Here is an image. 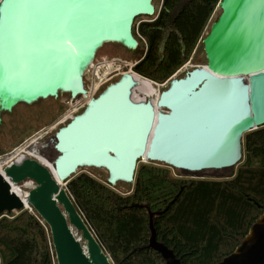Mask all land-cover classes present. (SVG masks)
Returning <instances> with one entry per match:
<instances>
[{"label": "water", "instance_id": "95a60500", "mask_svg": "<svg viewBox=\"0 0 264 264\" xmlns=\"http://www.w3.org/2000/svg\"><path fill=\"white\" fill-rule=\"evenodd\" d=\"M217 7L201 39L204 65L170 78L154 102L133 99L136 82L122 73L40 142L47 164L20 153L3 167L12 185L32 183L23 209L47 226L55 264H113L66 188L78 169H104L110 186L132 183L139 162L182 177L227 178L242 158L244 134L264 125V0ZM154 12L152 0H0V114L18 103L85 95L82 74L97 49L110 42L135 50L133 21ZM23 209L0 178V217ZM149 230L147 246L165 264H180L156 239L152 213ZM215 264H264V212Z\"/></svg>", "mask_w": 264, "mask_h": 264}, {"label": "trees", "instance_id": "16d2710c", "mask_svg": "<svg viewBox=\"0 0 264 264\" xmlns=\"http://www.w3.org/2000/svg\"><path fill=\"white\" fill-rule=\"evenodd\" d=\"M218 1L161 0L153 16H145L151 19L137 25L145 44L134 50L133 71L157 83L168 80L205 36ZM196 60L206 63L205 56ZM241 143L242 158L227 178L182 177L164 164L139 162L132 183L110 186L107 176L81 171L66 188L113 264H165L147 246L149 213L156 239L180 264H215L264 212V125L245 133ZM0 264H55L48 228L33 211L0 217Z\"/></svg>", "mask_w": 264, "mask_h": 264}, {"label": "rangeland", "instance_id": "374dc122", "mask_svg": "<svg viewBox=\"0 0 264 264\" xmlns=\"http://www.w3.org/2000/svg\"><path fill=\"white\" fill-rule=\"evenodd\" d=\"M153 4L155 9H158L161 0H153ZM219 13V7H214L209 16V22L203 30L202 36L208 32L210 24L216 19ZM150 19L151 18L145 16L135 18L133 26L135 27L134 30L136 33L139 22ZM143 45L144 42L141 41L138 46L140 48L143 47ZM203 56L204 52L200 39L190 59H188L170 78L182 77L186 71L194 66L204 65V62L196 60V58L201 60ZM137 57V54H134V50H127L120 44L110 42L103 43L95 52L90 64L83 71L82 77L86 90L85 96L81 95L71 99L67 94L63 93L56 98L48 97L39 99L31 104L18 103L11 111L2 112L0 124V161L3 162L9 159L21 148H23V150L29 148L34 141L38 140L43 143L44 140L50 137L58 128L65 125L75 114L81 112L89 98L97 96L107 84L117 80L122 73L132 71V66L136 62ZM132 77L136 79V76L132 75ZM157 84L153 85L154 93L145 96L146 101L150 100L154 102L158 93L167 87L168 82L165 84ZM135 94L139 96H137L138 98H141L138 92ZM81 171H85L96 177L107 176L106 171L99 168L83 167L78 169L77 173ZM20 185L26 190L31 187L32 183L25 182ZM118 188L120 191L127 189L123 186H119ZM23 206H25V204H23ZM18 208L23 209L25 207Z\"/></svg>", "mask_w": 264, "mask_h": 264}, {"label": "bare ground", "instance_id": "6f19581e", "mask_svg": "<svg viewBox=\"0 0 264 264\" xmlns=\"http://www.w3.org/2000/svg\"><path fill=\"white\" fill-rule=\"evenodd\" d=\"M128 72L131 75L136 76V79H134L136 84L132 90L133 99L143 100L145 96H148L154 93L153 85L155 84L153 82L140 78L139 75L133 71H128ZM240 80H241V85L245 87L248 82V78L242 76V77H239V81ZM244 82H246V84ZM136 92H138L141 98H138L139 97L138 95H137L138 97L136 96L135 94ZM41 147H42V144L37 140V141H34L29 148L23 150V152L25 151L29 156L36 157L43 163L47 164L45 157L41 155L39 152V149ZM143 160H145V158H143ZM0 178L2 181L3 190L15 201L16 205L18 207H26V205L23 206V204H25V200H24L25 190L21 187V185H12L11 183H9L7 179L5 178V175H4L3 169H1V166H0ZM18 200L20 201L21 204L19 203Z\"/></svg>", "mask_w": 264, "mask_h": 264}, {"label": "built area", "instance_id": "2783aa9c", "mask_svg": "<svg viewBox=\"0 0 264 264\" xmlns=\"http://www.w3.org/2000/svg\"><path fill=\"white\" fill-rule=\"evenodd\" d=\"M217 6H215V8H216ZM209 19L210 18H208V21H207V23L209 22ZM206 23V24H207ZM140 38H141V40L144 42V44H145V40L139 35V34H137ZM139 75V74H138ZM139 77L140 78H143V79H145V80H148V81H151V82H153L155 85L157 84V82H154V81H152V80H150V79H148V78H146V77H143V76H141V75H139ZM167 82V80L165 81V82H162V83H159V84H165ZM158 85V84H157ZM85 96V95H84ZM143 100L145 101V98H143ZM153 102V101H152ZM20 153H26L25 151L23 152V148H21V149H19L12 157H10L9 159H7V160H5V161H0V166H1V169H3V167L7 164V162L11 159V158H13V157H15L16 155H18V154H20ZM27 154V153H26ZM28 155V154H27ZM33 157V156H32ZM32 186V185H31Z\"/></svg>", "mask_w": 264, "mask_h": 264}, {"label": "flooded vegetation", "instance_id": "af4514ba", "mask_svg": "<svg viewBox=\"0 0 264 264\" xmlns=\"http://www.w3.org/2000/svg\"><path fill=\"white\" fill-rule=\"evenodd\" d=\"M0 116H1V114H0ZM1 123V122H0Z\"/></svg>", "mask_w": 264, "mask_h": 264}]
</instances>
